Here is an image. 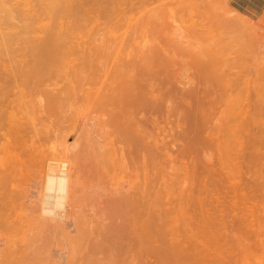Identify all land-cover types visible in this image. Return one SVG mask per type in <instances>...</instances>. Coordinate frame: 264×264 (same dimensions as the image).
<instances>
[{
	"label": "bare ground",
	"instance_id": "bare-ground-1",
	"mask_svg": "<svg viewBox=\"0 0 264 264\" xmlns=\"http://www.w3.org/2000/svg\"><path fill=\"white\" fill-rule=\"evenodd\" d=\"M200 1H202L201 3L203 5H207V8H209V5L211 6L208 9V12L209 10H211V12L213 13H211V15H215L216 18V28L213 27L216 32L211 33L212 30H210L209 33L208 30L206 36V38L209 34L211 36H214H212L211 39H209V36V41L212 40V38L218 39V41L217 39L212 40V42H214L213 45L216 43V45H218L217 48L220 49V51L218 49V53L216 55L215 53L211 55L208 53V51H206L208 54H205L204 50L201 51V49L199 48V51V49H197L201 46V42L199 41V39H196L198 36V32L196 33L197 36L193 33L195 29L198 28L196 26V28L192 27L194 26V23L192 22L193 20L190 21L192 22L190 26L188 24L190 22L188 21L187 23V20L183 21L184 18L182 17L179 21H182L183 23L179 22L181 23L180 25H183V27L185 28L187 27L186 25L184 26V23L186 22L188 24V27H192V30H190L191 28H186L184 30H187L186 32L188 36H186V33L182 34L180 32L182 35L179 33L181 36H179L180 39H177L174 42V52L172 53V56H169V53L164 52L163 55L158 59V63H155L156 66H150L151 68H149L147 65L146 68L148 69H144L145 67L143 66L146 65H142L140 63L143 60L145 61L147 59V56L145 57V55H140V58L138 57L139 60L136 61L137 58L134 60L136 61L135 63H137V65L138 63H140V65L143 67L137 68V70L141 69L138 71L139 74L136 73L137 75H140V72L142 75V72H145L147 70L145 74L146 77L143 76L146 80L144 78V81L143 79L140 80V82L142 81L143 84L139 83L138 85V78H135L137 80L135 84H137L138 86L135 85L134 88L130 87L131 89H125L123 87H120L122 85L121 82H124V80H121L120 83H117L119 84L117 85L119 86L117 87L118 91L117 89H115V91L113 88L112 91L114 92L110 94L103 93V86V88L100 86L102 92H87L88 88L85 85L86 83L84 84L87 88H85L84 90L86 91V93L82 98L79 97L75 99L77 105H79L82 101V106H84L83 103L86 105V110L84 112L86 117L84 119L85 121H83L85 123L84 127L87 128V126L89 127L91 125H93L94 127L97 126L95 127L96 131L92 133L93 136H91V138L95 136V138L93 139V141H95H92L93 143L90 141V136H86L88 137V140L90 139L89 142L91 144L88 141L84 142V140L82 139L83 143H86V145L83 144L84 148H81V145L79 144L81 142L79 141H82L81 138H85V136H83L84 134H82L83 137H81L80 133L79 136H77L80 137V139H77L73 145L71 144V146L65 147L66 149L60 157L62 158L60 159L62 160L61 163H51L52 165H50L49 169H47L49 170V172L46 170L48 173H43L42 169L40 168L41 165L39 166L36 163V166L39 167L36 168V166H34L36 168L35 171L32 170V175L34 174V176H31V172L27 170L30 177L32 178L31 180L29 179L30 181H28V186L26 188L23 187L24 185L22 183V187L21 185H19L21 188H24L22 190L20 188V193L19 189L17 193V188L14 192H12L13 189L10 191L11 188L9 189L8 187H5L7 183V181L4 180L5 178H1L4 181H0V264H153L154 260L160 261L161 263L165 264L169 260L167 262L169 264L171 262H173V264H179V260L182 261L186 258V256L187 258L191 256V254L187 250H190L191 252L193 244L190 245L191 242L189 241L190 243H187L189 244L190 249L188 248V245V249L181 248L180 245L176 242V238H179L176 237L178 234H174L175 236H173L168 233V235H170V238H172V236L173 238L176 237L174 238V240L176 239L175 241H171L170 238H167L168 235L166 236L163 231V226L161 225L164 224V222L167 223L168 220L169 223H174H170L172 226H170V228L175 229L174 225L177 222V218H175L177 215H175L176 211L175 213H172L174 212V210H170L168 208V205L172 206L171 202H177L176 205H179L178 201L180 200V198H178V201H176L177 199H174V201L172 200L173 196L174 198H177L175 197V195H178V193L176 194L178 188L175 192L173 191L174 189L172 190L173 192H170L171 186L173 184H176V187H178L177 183L179 184L178 178L180 177V174L178 173L181 172V170L179 172V168L183 163V161L180 163L179 161L184 160L183 164H186L189 167L188 173L192 172L194 174L193 164L195 162L197 163L201 159L200 154L203 147L207 142L212 140V137L216 133H220L225 134L226 137L228 135L234 136L235 145L237 147L234 158L241 161V163H247L252 159L254 160V158L259 159L260 140L261 136L264 135V18L261 22L254 24L249 20L246 21V19L244 20L241 17L234 15V13L229 11L228 8L226 9V7L221 8L222 5L219 4H221L222 0ZM210 2H212L213 4ZM52 3L56 6L55 8L57 9V11H59L57 7H59L60 9V7L62 6L61 1L52 0ZM212 5L214 7L218 6V9H222L220 11L221 13L218 9L215 8L218 11L217 12ZM185 9H187V7ZM205 12L207 13V10ZM189 13L190 12H188L187 14L189 15ZM195 15H197V12L196 14H194V16ZM198 16L199 15H197V17ZM199 17L197 18L198 21ZM206 24L208 23H205V25ZM211 27H209V29ZM193 28H195L194 31ZM166 29L170 30L171 28ZM51 31L52 34L50 35V37L53 36V30L51 29ZM179 31H181V29ZM190 31L193 33H190ZM198 31L200 32L199 35L206 32L205 30H203V32H201L200 30ZM189 33L190 36L193 34L194 37L191 36L192 38H190ZM216 33L217 36L214 35ZM201 35L203 36V34ZM173 36L174 35L172 34V37ZM198 38L201 37L198 36ZM53 39V37L52 40H50L49 38L47 39L50 40L49 42L52 43L51 45L54 44L53 46L48 45L50 43L47 42V45L46 43L43 44L44 46L42 45L44 47L43 49L41 46L42 43L40 44L43 50L41 49L42 51H39V47L37 48L40 55L38 56L37 52L36 56L38 57L34 56L36 57V59L33 57L34 60L31 62V66H29V71L25 73L26 75L20 73V75L22 74V78L23 75H25L24 78L26 81V85H29V82L35 81L33 86L36 87L33 89L38 88V82L39 84H41L40 82H43L40 81V79H43V77L46 78V75L49 77L50 73L53 71L59 61L63 59L60 55L61 48L58 49L59 47L58 45H56V43H54ZM191 39L192 41L196 39L200 46L196 45V47H193V45L195 44L190 41ZM201 41L204 40L201 39ZM206 41L207 40H205V42ZM97 55L98 54H96L95 56ZM115 55L117 56V54ZM88 58L90 57L88 56ZM98 59H101V56ZM117 59V63L115 64H117V66L119 67L115 66V70L117 68H121V63L124 66L123 61L119 64L118 61L120 59L118 57ZM65 61L66 59L63 60V62ZM90 61L91 60H89V62ZM107 61L108 60H106V62ZM128 61L129 60H127V62ZM111 63H113V66L115 65L113 60ZM152 64L154 65V62ZM111 66L109 64V69ZM10 67L12 66L10 65ZM14 67H17V64ZM69 68H71V66ZM1 69L4 68L1 67ZM114 69L111 68L110 71L113 70V72H115ZM179 69H181L182 73H179ZM18 70L20 69L18 68ZM22 70H24L25 72V69ZM105 70H107L108 72V67ZM71 71L74 72L75 69L69 70L68 72ZM19 72L20 71H18V73ZM101 72L102 71L100 69L99 73ZM107 72H103L105 73L104 77L106 75H109L106 74ZM110 73L112 74V72ZM78 74L82 75L80 73ZM1 75L3 77V73H1ZM53 75H55V73ZM97 76L100 77V75ZM7 77H9V75H7ZM118 77H120V75H118ZM75 78L71 79H73L74 81ZM84 78H82V80ZM107 78L108 77H106V79ZM87 79L89 82V78ZM8 80L9 78H7L6 81ZM83 82H85V80ZM4 84H6L3 85L4 87L0 86V88L3 87V89L1 88V90H7L6 87L8 82ZM43 84L45 83L43 82L41 85L43 86ZM87 84H89L91 87V84H93V82L91 84ZM52 85L54 87V84ZM42 86L41 88H43ZM94 86H92V88H95ZM47 87H49V85ZM64 87L67 88V85L63 86V89ZM79 87L80 86H78V88ZM9 88L11 87L9 86ZM17 89H19V87ZM68 89L69 92L71 91L70 89L73 90V88L71 87H69ZM107 89V92L111 91H109V88ZM7 94L11 95L10 92ZM29 94L30 93H28V95ZM38 94L40 95L41 93ZM69 94H71V92ZM75 94H77V96L80 95L76 92ZM33 95L35 94L33 93ZM1 96L2 95L0 94V97ZM36 96L38 95L36 94ZM43 96L44 95L42 94V97ZM58 96H62V94H59ZM58 96L56 95V98H58ZM75 96L76 95H74V97ZM22 98L23 97H21L20 100H22ZM43 98L44 100L45 98L49 100L50 97L45 96ZM11 99L14 100L13 98ZM15 100L17 101V99ZM44 100H42V102ZM29 101L31 102V100ZM33 101L32 103L36 102ZM4 102L6 101L4 100ZM4 102H2V105ZM8 102L10 103L9 98L7 104ZM49 102L50 100L48 101V103ZM57 103L59 104V102ZM24 104H26V102H24ZM29 104L31 105V103ZM44 104L45 103H43L42 105L44 106ZM37 105L35 107H38ZM47 105H53V103L51 102ZM56 105L54 104L55 107ZM4 107H6L7 109V105ZM76 108H78V106ZM21 109L22 108L20 107L19 110ZM13 110L14 109L10 111L12 114ZM45 110H47V112L49 113L48 109L44 108V111ZM56 110L58 109L56 108ZM78 110L80 109L78 108ZM10 112L9 114H11ZM57 112L55 114H57ZM5 114H7V110ZM15 115L17 114L15 113ZM4 119H2V121H4ZM34 120L36 119L34 118ZM22 131H20V133H22ZM41 131H43V129ZM83 132L85 131L83 130ZM34 134L36 135L35 132ZM4 137L2 138L3 140ZM64 139L67 140L66 138ZM32 141H35L34 138H32ZM34 144L32 146H34ZM95 144L99 147L102 146L100 148L101 150H103V153L102 151L101 153L99 151V153H96L95 147L97 146ZM60 148H64V146H60ZM232 152L233 149L230 147L227 150V155H230ZM107 155L110 157H105ZM187 160L188 164L186 163ZM34 161L33 164L35 163ZM26 162H24V164H26ZM189 162L192 165L189 164ZM169 165L172 166V172L170 174L172 175V177L177 178V181L173 180V178V181H171H176V183L174 182L172 184L168 179L169 182L167 185L169 186H165L167 183L165 179L166 177L169 178L170 174L165 177L164 175H167L168 173H164L166 172V169H170ZM189 165L193 167H191L190 169ZM31 166H29L30 171ZM38 168H40L39 171ZM152 168L154 169V171H158V174L154 173L151 180L150 176L153 172L150 173V169ZM23 169L25 170L24 167ZM15 170V172H17L18 168H16ZM117 170L118 172H122L123 174L121 173V175L120 173H117L115 175V172ZM21 171L22 169L20 170V172ZM37 171L40 173H38ZM56 171L58 173H55ZM190 174L188 175L190 176ZM45 175L47 176L46 179ZM118 175H121V178H118ZM155 175H159V177H156ZM14 176V178L17 179V175L15 174ZM162 176H164L165 178ZM160 177L164 179V181L162 182L165 189L162 188L161 181L159 182V184L157 183L161 179ZM43 179H45V181ZM42 180L45 182V185L43 184ZM17 181L18 180H16L15 182L19 183ZM11 183L9 185L8 182L7 185H9L10 187ZM42 184L43 187L45 186L44 189L42 187ZM151 184L154 185L152 186ZM151 187L153 188V192L152 190H150ZM158 187L160 193H164V195L160 194L163 196V199H166L167 201L172 200L170 202L171 204L167 205L160 200L159 201L161 203L157 204L158 200L155 201V199H152L157 194L155 196L151 194H153L154 192H159L157 190ZM168 190L170 192V195H168ZM171 193H173L172 196ZM180 195L181 194L179 192V197ZM157 196L155 198H157ZM165 196H167V198H165ZM151 203L153 205L155 204L157 207L152 205V207H155L152 208ZM164 204V207L168 209L162 208ZM159 205H161L162 207H159ZM176 205L174 207L175 210L176 208H179L178 206L176 207ZM169 210L170 212L168 213ZM166 212L168 213L167 215H165ZM163 215L165 216V218L166 216H168L169 219L171 218V220H173V218H175V220H165L163 219ZM169 215H174V217H170ZM173 232L175 233V230ZM178 241H180V239ZM181 241L182 243H184L183 240ZM182 243L181 245H183ZM182 256H184L183 259L181 258ZM160 262H158V264Z\"/></svg>",
	"mask_w": 264,
	"mask_h": 264
},
{
	"label": "rangeland",
	"instance_id": "rangeland-1",
	"mask_svg": "<svg viewBox=\"0 0 264 264\" xmlns=\"http://www.w3.org/2000/svg\"><path fill=\"white\" fill-rule=\"evenodd\" d=\"M60 1L62 4V6L61 5L60 6L62 8L60 7L59 9V7H57L59 10L57 11V9L55 8L56 6L52 3V0H0V82H1L0 86L6 85L4 83L8 82L7 87L5 86L7 90L5 89H4L5 91L1 90V88L3 89L4 86L0 88V91H1L0 94L2 95L0 97V110H1L0 111L1 113L0 115V121H1L0 122L1 123L0 124L1 125L0 126V139H2L5 136L4 140L3 139L0 140V144H1L0 145V181L6 180L7 183L5 182L6 183L5 187H8L9 189L11 188L10 191L13 189L12 192H14L15 189L17 188V193H18V189L20 193L22 189L26 188L28 186L27 184L28 181H30L32 178L30 177V175L34 176V174L32 175V172L35 171L36 168L39 167L40 165H41L40 168L42 169L43 173H48L49 170L47 169H49V166L52 165L53 162H55L54 164L56 163L60 164L62 161L60 160L62 159L60 157L62 156L61 154H63L64 150L66 149L65 147L71 146V144L73 145L77 139H80V137H77L79 136L80 133H81L80 134L81 137L85 136V138L83 137L81 138V140L83 139L84 142L86 141L89 142L90 139L88 140L87 138L89 136H90L89 138L93 136L92 133L96 131L95 127L97 126L94 127L93 125L90 124L91 126L88 127L86 125L87 128L84 127L85 123L83 121H85L84 119L86 117L84 113L86 110V105L83 103L84 106H82L83 101L79 104L80 106L77 105L76 99H75L79 97L82 98L84 96V94L86 93V91H84L86 87L88 88L87 92H92V91L102 92L101 87L103 86L104 87V88L102 87L103 93L110 94L114 92L112 91L113 88L115 90L117 89V87H119L117 86L119 85L117 83H120L121 80H124V82H121L122 85L120 84L121 85L120 87H123L125 89L134 88L135 85L137 84L139 85V83L143 84V82L142 81L140 82V80H142L143 78L145 79L146 77L145 74L147 70L145 72H142V75L140 72V75H141L140 76L137 74H139L138 71L141 69L137 70V68L145 67L144 69H148L146 68L147 65L149 68L153 66L155 67L156 66L155 63L158 61L160 56L163 55L164 52H167L169 53V56H172V53L174 52L173 50L174 42L177 39H180L179 36H181L183 33H186V36H188L186 32L187 30L184 31L186 28H191L190 30H192V27H195V26L198 28V29H195L196 27L193 28V31L195 29L194 33L191 31L190 33H193L196 35V33L198 32V36L201 38H198V36L196 35L197 36L196 39H199V41L201 42L200 43L201 46L196 39L193 41L191 39L190 41L195 44L193 45V47L194 46L196 47V45L200 46L197 49L200 48L201 51L204 50L205 54L207 53L206 51H208V53L211 55H213V53H215V55L218 53V49H219L217 48L218 45H216V43L213 45L214 42H212V40L215 38H212V40L210 41L208 40L209 36H210L209 39H211L213 35L211 36L209 34L208 37L206 38L208 30H209V33H210V30H212L211 33L216 32L214 29L216 28L215 27L216 26L215 15L214 16L211 15L212 13L211 10H209L208 12V9L211 6L209 5L208 6L209 8H207V5H203L201 3L202 1L200 0L199 1L198 0H60ZM195 4H196V7H195ZM198 5L201 7H199ZM219 5H222L221 8L226 7V9L228 8L229 11L234 13V15L239 16L244 20L246 19V21L249 20L251 23H254V24L261 22L264 18V0H222L221 4ZM218 6L217 7L213 6V7L214 9L215 8L218 9ZM181 7L184 9H182ZM186 7L187 9H185ZM187 10L188 12H190L189 15L187 14L188 13ZM203 10L205 11L207 10V13ZM218 10L220 12L222 9H218ZM195 11L197 12V15L199 16H201L202 14L201 17L198 16L199 21L197 19L198 18L197 15H195L196 17L194 16V14H196ZM182 17L184 18L183 21L187 20V23L188 21L190 22L193 20L192 22L194 23V26L188 27V24L191 26L192 22L188 24L185 22L184 26L186 25L187 27L184 28L183 25H180L181 23H179V22H182V21H179ZM202 20L208 24L205 25V23ZM175 23L181 26L183 29L177 26ZM166 24L168 27L166 26ZM209 27H211L212 29L211 28L209 29ZM166 28H171V29L170 30L168 29L169 30L168 32ZM51 29L53 30V36L50 37V35L52 34ZM180 29L181 31H179ZM198 30H200L201 32L205 30L206 32L201 33L203 34V36L201 34L200 36L199 35L200 32ZM171 33L174 35L173 36L174 39ZM190 33H189V36H190ZM217 33L214 35L217 36ZM193 34L191 36L194 37ZM191 36L190 38H192ZM52 37L54 38L53 39L54 43L58 45L59 47L58 49L61 48V51L60 50L59 51L63 59L59 61V63L54 68L55 70L53 69V71L51 72L52 74L50 73L49 77L46 75V78L48 80L45 77H43V79L42 78L40 79V81H43L45 84H43L42 86L41 84L43 82H40L41 84H39L38 82V85L37 83L36 85L38 86V88L39 87L40 88L33 89L36 87V86L35 87L33 86L35 81L29 82L28 83L29 85L31 83L30 86L26 85V81L24 78V76L26 75L25 73L29 71V66H31L32 64L31 62L34 60V58L36 59V57L40 55L39 51H42L44 49L43 44L46 43L47 45V42L50 43L49 41L52 40ZM48 38L50 40H47ZM201 39L204 41H201ZM205 40H207L208 42L207 41L205 42ZM40 44L41 46L43 45L42 46L43 49L41 48ZM51 44L52 43L48 45H51ZM59 44L61 45V47ZM38 47H39L38 49L39 51L37 50ZM36 53L38 54V56H36L37 55ZM92 54H93V58H92ZM94 54L95 55L98 54V55L95 56ZM115 54H117V56ZM99 55L101 56V59H98L100 57ZM140 55L141 56L145 55V57L147 56L146 60L148 61L145 60L146 61L145 62L143 60L142 62H140L142 65L145 64L146 66L142 67L140 63H138L139 65L138 67L137 63H135L137 60H139ZM88 56L90 58H88ZM117 57L120 59L118 61L119 64L122 61L124 64L123 66L121 63L120 64L121 68H117L118 70L116 69L118 72L114 69L116 67H119L117 66V64H115L117 63L116 62ZM64 59H66L67 62L66 61L63 62ZM123 59L125 60V62ZM135 59L136 61H134ZM89 60L91 61L89 62ZM106 60H108L109 62L108 61L106 62ZM112 60L114 61V64H115L114 66H113V63H111ZM127 60L129 61L127 62ZM151 62L152 63L154 62V65ZM16 64H17V67H14L16 66ZM109 64L110 66L111 64L113 66V67L111 66L110 69H109ZM10 65L12 67H10ZM27 66H28V70H27ZM70 66L71 68H69ZM1 67L4 69H1ZM59 67H60V70H59ZM107 67H108V72L107 70H105L107 69ZM127 67H130V68H127ZM131 67L132 68L134 67V68L132 69ZM18 68L20 70H18ZM111 68L114 69L115 72H113V70L110 71ZM22 69H25V72ZM73 69H75L74 72L73 71L68 72L69 70H73ZM100 69L102 71L101 73H99ZM18 71L20 72L18 73ZM105 71L107 72L106 74H109V75H106L104 77L105 73L103 72ZM110 72H112V74ZM1 73H3L4 79ZM20 73L25 74L23 75V78L21 77L22 74L20 75ZM54 73L56 76L53 75ZM78 73L82 74L85 78L82 75H79ZM179 73H182L181 69H179ZM7 75H9V77H7ZM97 75H100V77ZM118 75H120V77H118ZM106 77H108L107 79H109L110 81L107 80ZM7 78H9L8 81H6ZM71 78H75L74 81ZM82 78L84 79L82 80ZM87 78H89V82ZM135 78L136 79L138 78L137 80L139 82ZM79 80L81 81V83ZM84 80L85 82H83ZM136 81H137V84H135ZM92 82L93 84H91ZM87 83H90L91 87ZM19 84H21L22 86ZM52 84H54V87ZM84 84L86 85V87ZM48 85L49 87H47ZM66 85H67V88L64 87L63 89V86H66ZM94 85H97V86H94ZM9 86L11 88H9ZM41 86L43 88H41ZM78 86L80 87L78 88ZM92 86H94L95 88H92ZM16 87L17 88L19 87V89H17ZM69 87L73 88V90L70 89L71 94H69L70 93L68 89ZM107 88H109V91L111 90L112 92L111 91L107 92L108 91ZM120 91H121V88H120ZM9 92L11 95L7 94ZM37 92L41 94L39 95ZM58 92L60 95L62 94V96H58L59 95ZM75 92L80 95L77 96ZM13 93H14V96H13ZM28 93H30L29 94L30 96L28 95ZM33 93L35 95H33ZM36 94L38 96H36ZM42 94L44 95L43 97L49 96L50 97L49 103L52 102L53 105H47L49 104L48 103L49 100L46 98L44 100V98L42 97ZM56 95L58 96L59 101H58V98H56ZM74 95L76 96L74 97ZM21 97H23L22 100H20ZM2 98L6 102H4ZM8 98H9L10 103L8 102L7 104ZM11 98H13L14 100H12ZM15 99H17V101ZM28 99L31 100V102ZM41 99L44 101L42 102ZM63 99L65 100V104H64ZM33 100L36 101L37 103L34 102ZM27 101L31 103V105ZM32 101L34 103H32ZM2 102H4L3 103L4 106L7 105V109L6 107L2 105ZM24 102H26V104H24ZM57 102H59V104ZM43 103H45L44 106L42 105ZM56 103L59 106H57ZM35 104L36 105L38 104L37 106L40 108L35 107L36 106ZM54 104L56 105V107L54 106ZM51 106L52 107L54 106V107L52 108ZM77 106L80 110L76 108ZM15 107L19 112L15 109ZM20 107L22 108L21 110H19ZM37 108H38V111H37ZM44 108L48 109L50 115L47 112V110L44 111ZM56 108L58 110H56ZM12 109H14L12 111L13 114L10 112ZM51 109H53L54 112L58 111L57 112L58 115L55 114L56 112L54 113L53 110ZM6 110H7V114H5ZM9 112L12 115L9 114ZM15 113L17 115H15ZM36 114H37V117H36ZM39 114L42 116V118ZM11 116L12 117L14 116L13 118L16 122L13 120ZM45 117L47 120L45 119ZM4 118H6L7 121ZM34 118L36 120H34ZM2 119H4V121H2ZM39 120H40V125H39ZM34 121L37 123H35ZM2 125L4 126V128ZM42 129L43 131H41ZM83 130L86 133L83 132ZM20 131H22V133H20ZM47 131L48 132L50 131V132L48 133ZM34 132L36 133L37 136L34 134ZM82 134L84 135L82 136ZM32 138H34L35 141H32ZM64 138H66L67 140H65ZM94 138L95 136L92 137L90 141L92 142ZM83 140L82 141L78 140L79 142H81L79 143L81 145V148H84V145H86V143L85 144L83 143ZM33 144L34 146H32ZM59 145L61 147L64 146V148H60ZM98 147L99 146L95 147L96 153H99V152L101 153V151L103 153V150H101L100 148L102 146H100L99 149ZM230 147L233 149V152L230 155H227V150ZM58 149H61L62 152L61 150H58ZM236 150H237V147L235 145V138L233 135H228L226 137L225 134L216 133L212 137V140L207 142L205 146L203 147L202 152L200 154L201 159L197 163L195 162L193 164L194 167L191 166L192 162L191 161H190L191 163L189 162V164H191L189 165L190 169L191 167H193L194 169V174L192 172L188 173L189 167L186 164H183L184 160L179 161V163L182 161L183 163L181 164L182 166L179 168V172L180 170L181 172L178 173L180 174V177H179L180 180L178 178L179 184L177 183L178 187H176V184L175 185L173 184L174 182L176 183L177 178L172 177V175L170 174L172 172V169H171L172 166L169 165L171 170L170 169L165 170L166 172L164 174H167V173L168 174L164 176L166 177L170 174V177H171V179L170 177L169 178L166 177L167 180L169 179L171 181L173 178H174L173 180H176L174 182H172L173 180L171 181L173 185L171 184L172 186H171L170 192H173V191L175 192L178 188L177 191H179L181 195L179 197V192L176 191V194L178 193V195L176 196L175 193L174 195L177 198H174L173 196L172 200L174 201V199L175 200L177 199L176 201H178V198H180V200L178 201L179 205H176L177 202L175 203L171 202L172 200L171 201L168 200L169 201L168 202L166 199H163L162 195H164V193L163 192L160 193L159 185L157 189L159 192H154L155 194L154 193L151 194L153 196H155L156 194L158 195V196L156 195L158 199L155 198L156 196L155 197L152 196L153 197L152 199H155V201L158 200L157 204L161 203L160 201H163V203L167 205L172 203V206L168 205V208L170 210L171 209L174 210V212L172 213H175L176 211L175 215L176 214L177 215L175 218H177V222L174 225L175 229L170 228L171 224H174V223H171V222H170L171 224L169 223V221L167 220L169 219L168 216H166L165 218V216L163 215L164 218L162 217L163 219L167 220V223L166 222H164V224L160 223L163 226V231L166 234V236L168 235V233L173 236H175L174 234L176 235L178 234L176 237H179V238H176V237L174 238L177 239V240L175 239L176 242L183 249H188V248L190 249V246L188 243L191 242L190 245L193 244L192 245L193 247L191 246L192 247L191 252L190 250H187L191 254V256L187 258V256L184 255L186 256L185 259H183L184 256H182L181 258L183 260L182 261L179 260L180 261L179 264H264V135L261 136V140H260L259 159L254 158V160L252 159L247 163H241V161L234 158ZM30 157H33V158H30ZM105 157H110V156L107 155ZM32 160L33 161L36 160L34 161L35 162L34 164ZM24 162H26V164H24ZM30 163L32 164V166ZM36 163L39 166H36L37 165ZM186 163L188 164V160ZM29 166H31L30 167L31 171L29 169ZM34 166H36V168ZM23 167L25 168V170L23 169ZM16 168H18L17 172H15ZM19 168L20 170L22 169L21 172ZM40 168H38V171ZM27 170L31 172L30 175ZM157 172L158 171L156 170L154 171L153 168L150 169V173H152V175L150 176L151 180H152L154 173L158 174ZM55 173H58V172L56 171ZM117 173L119 174L120 172H118L117 170L115 172V175ZM15 174L17 175L16 176L17 179L14 178ZM23 174L25 175V177ZM188 174H190L191 177ZM121 175H118L117 177L121 178L120 177ZM157 176L159 177V175ZM1 178L3 179L5 178V179L3 180ZM46 178L47 176L45 177V179ZM45 179L43 180L45 181ZM166 179L165 181L167 183L165 186H169L167 185L169 180L167 181ZM16 180H18L17 182L19 183H16L15 182ZM44 181H43V184L45 185ZM160 181L162 182L164 181V179L161 178L157 183L159 184ZM8 182H9V185L12 182L10 187L9 185H7ZM43 184H42V187H43ZM19 185H21V187L23 186L24 188H21ZM151 185L153 186L154 184H151ZM44 188L45 186L43 187V189ZM162 188H164L163 182H162ZM150 190H152L153 192L152 187ZM170 192L168 193V195H170ZM172 195L173 193H171V196ZM167 196H165V198H167ZM173 203L176 205V207L178 206L179 208H176L175 210L174 209L175 205ZM165 204L163 205V207L161 205H159V207L161 206L162 208H165L164 207ZM152 205L153 204L151 203V207ZM153 206L157 207L155 204ZM155 207H152V208H155ZM168 208H165V209H168ZM177 209L179 210V212ZM170 210L168 211V213L170 212ZM168 213L166 212V214L165 213L164 214L167 215ZM169 216L174 217V215H169ZM175 218H173V220H171L170 218L169 220L174 221ZM165 223L167 224V226ZM172 230L173 231L175 230V233ZM170 235H168L167 237L168 239L170 238ZM173 236L172 238H170L171 241H175ZM179 239L180 241H178ZM181 240H183L184 243H182ZM181 243L183 245H181ZM187 245H188V248H187ZM182 246L184 247L186 246V247L184 248ZM158 262L160 261L154 260L153 264H158ZM167 262L166 264H169ZM161 264H165V263H161ZM170 264H173V262H171Z\"/></svg>",
	"mask_w": 264,
	"mask_h": 264
}]
</instances>
